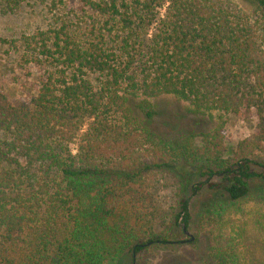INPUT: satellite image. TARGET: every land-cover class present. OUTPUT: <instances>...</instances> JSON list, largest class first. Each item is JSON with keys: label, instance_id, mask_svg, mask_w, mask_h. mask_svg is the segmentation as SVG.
<instances>
[{"label": "trees", "instance_id": "trees-1", "mask_svg": "<svg viewBox=\"0 0 264 264\" xmlns=\"http://www.w3.org/2000/svg\"><path fill=\"white\" fill-rule=\"evenodd\" d=\"M79 1L102 25L88 37L65 21L21 36L22 49L46 68L24 89L0 88V264H118L127 252L134 261L145 249L180 243L154 231L169 216L161 207L149 218L118 215L116 185L150 168L200 172L203 179L182 185L170 216L183 233L190 196L203 190L218 196L201 218L252 193L264 200V164L253 157L264 153V51L241 9L225 0ZM255 2L264 14V0ZM112 30L116 47L108 45ZM163 95L200 112L245 120L254 113V133L231 158L220 128L199 143L194 135L163 138L136 113L150 118L147 98ZM211 233L201 264H239L231 234L217 224Z\"/></svg>", "mask_w": 264, "mask_h": 264}, {"label": "rangeland", "instance_id": "rangeland-1", "mask_svg": "<svg viewBox=\"0 0 264 264\" xmlns=\"http://www.w3.org/2000/svg\"><path fill=\"white\" fill-rule=\"evenodd\" d=\"M225 1L234 3L246 15L264 51V14L257 2ZM53 2L54 0H0V88L24 89V85L35 82V75H42L46 68L45 64L38 65L34 61V55L26 54L22 49L18 42L21 36H31L39 31L52 29L56 24L65 21L72 28H76L82 37H88L91 27H100L104 21L79 0H65L62 4L57 0ZM158 10L161 14L164 13V8ZM114 33L115 30H112L111 34H106L110 47L117 45ZM90 76L94 77L92 74ZM35 87L36 84L32 86L33 90ZM142 98H136L135 103ZM147 100L152 105V116L142 117L139 109H136V113L154 133L174 141L194 135L199 143L201 133H213L220 128L224 136L225 158L233 157L240 143L251 138L257 122L254 113L249 120H245L218 110L196 111L188 102L172 95ZM79 137L80 135L75 141ZM75 141L70 144L72 153L76 152ZM253 157L257 163L264 164V153L261 151L254 150ZM254 168L261 169L258 165H254ZM180 176L169 169L150 168L143 172L140 180L116 185L122 195L118 215H126L133 220L138 214L149 218L156 207H161L169 216L164 222L155 225L154 231L181 241L174 245L145 249L134 261L127 252L118 264H201L209 256L208 247L214 224L221 225L233 237L239 264H264V200L252 193L239 204L230 206L221 215L215 213L201 218L200 211L218 196L209 190H203L190 196L191 224L183 233L180 228L171 224L173 218L170 216L178 211L177 201L185 193L182 185L203 178H200L199 171L189 174L180 172ZM189 194L186 193L187 196ZM188 239L191 242H187Z\"/></svg>", "mask_w": 264, "mask_h": 264}, {"label": "water", "instance_id": "water-1", "mask_svg": "<svg viewBox=\"0 0 264 264\" xmlns=\"http://www.w3.org/2000/svg\"><path fill=\"white\" fill-rule=\"evenodd\" d=\"M187 233V232H186Z\"/></svg>", "mask_w": 264, "mask_h": 264}]
</instances>
